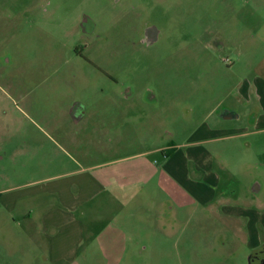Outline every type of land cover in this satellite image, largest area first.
Here are the masks:
<instances>
[{"label":"rangeland","instance_id":"rangeland-1","mask_svg":"<svg viewBox=\"0 0 264 264\" xmlns=\"http://www.w3.org/2000/svg\"><path fill=\"white\" fill-rule=\"evenodd\" d=\"M0 20V195L57 186L65 197L40 195L15 211L0 199V264H248L264 248V167L260 193L245 168L217 191L249 195L257 214L248 219L225 215L224 200L189 207L166 174L147 191L156 209L108 201L92 183L79 185L82 197L64 176L140 152L146 137L185 142L191 122L243 77L263 75L264 0H0ZM149 29L156 39L144 45ZM85 90L87 115L102 114L74 130L63 112ZM43 209L67 215L83 243L60 240L58 217L44 233Z\"/></svg>","mask_w":264,"mask_h":264},{"label":"crops","instance_id":"crops-1","mask_svg":"<svg viewBox=\"0 0 264 264\" xmlns=\"http://www.w3.org/2000/svg\"><path fill=\"white\" fill-rule=\"evenodd\" d=\"M262 74L253 73L250 77H243L214 104L201 121L191 122L194 124L185 142H165L166 135L162 133L157 137L159 142L156 138L154 144H150V139L146 137L141 143L148 145L140 152L100 162L86 168L87 170L67 171L64 176L66 179L71 177L76 181L72 187L77 193L81 194L78 190L79 185L92 183L96 191L107 194L108 201L118 200L126 205L135 203L136 206L151 204L156 209L164 206L158 200L154 202L147 191L152 190L150 185L155 184L158 178L166 174L165 179L176 184L177 192L188 201L189 207L207 210L224 200L226 202L220 209L224 210L225 215H239L242 219H248L253 215L251 217L253 218L257 213L251 211L254 204L250 202L249 195L238 193L236 187L230 189L227 186L235 184L236 171L245 168L254 171L258 177L252 183L253 191L260 193L262 190L259 177L262 174L260 169L264 167V70ZM87 119L78 121L84 122ZM94 131L99 133L103 130L98 126ZM81 133L79 128L77 134ZM112 144H109L110 147L102 146L101 157L103 155L105 157L107 150L116 147ZM217 156L220 159L217 160ZM233 157H240L241 161L236 163L231 171L225 166L227 163L225 160ZM123 166L126 168H121ZM88 172L94 174L86 175ZM261 178L264 181L263 177ZM222 185L227 186L218 194L217 191ZM21 190L20 187L7 190L0 195L3 196L0 199L9 209L15 211L21 201L23 204V201L40 195L48 194L50 197L59 195L60 192L64 197L63 188L57 186L48 187L44 190L45 193H41L38 188H28L24 190L26 194L18 195ZM81 195L83 197V193ZM41 211L44 213V233L50 230L52 225L50 219L58 217L59 225L61 223L65 225L60 240L72 238L74 247L83 243L79 240L81 237H75L73 240L74 233L71 230L72 226H68L67 215L62 219L61 214H51L49 209ZM29 213L30 211L24 212L25 218H30ZM49 215L50 218L46 220Z\"/></svg>","mask_w":264,"mask_h":264},{"label":"flooded vegetation","instance_id":"flooded-vegetation-1","mask_svg":"<svg viewBox=\"0 0 264 264\" xmlns=\"http://www.w3.org/2000/svg\"><path fill=\"white\" fill-rule=\"evenodd\" d=\"M2 19V18H1ZM1 21V20H0ZM1 23V22H0ZM85 25H87V19H85ZM90 30V32H92V30L91 29H85V28H83V31L85 32V33H87L88 31ZM142 32V31H141ZM141 34V33H140ZM148 39H150L151 41H153V40H155L156 39V32L154 31V30H152V29H149L148 31H146L145 33H144V37H142V39H141V43L142 44H144V45H146V43H147V41H148ZM95 67V66H94ZM110 79L114 82V83H116V81H114L113 80V78H111L110 77ZM131 91V90H130ZM130 91H129V89L127 90V93L126 92H124L122 95V97L124 98V99H132L133 98V96L131 95V94H129L130 93ZM83 92H84V94H83ZM79 93H82L81 94V96H78L77 95V97H72L73 98V100H71L72 101V107H71V110L70 111H66V113H64L63 112V114L65 115V117H66V120H68V122H70V124L71 125H73L74 126V130L75 129H77L78 128V126L77 125H79V123L81 124V122L83 123V121H78V120H83V118H89V117H97V116H99L100 114H102V113H100V112H97V111H93V112H91V113H89L90 114V116H88L87 114V111L86 110H84L83 108V102H82V100H83V98H84V96H86V95H88V91L87 90H85V91H80V92H78L77 94H79ZM96 100V99H95ZM97 101H95V103H96ZM80 113V114H79ZM80 115V116H78L79 117V119H78V117H77V115ZM73 129V128H72ZM79 130V129H78ZM78 130H76L75 132H76V134L78 133ZM80 131H83L82 129H80ZM248 264H264V248L263 249H260V250H258V251H255V252H253L252 253V255L249 257V260H248Z\"/></svg>","mask_w":264,"mask_h":264}]
</instances>
